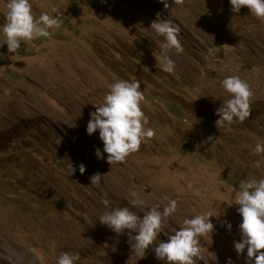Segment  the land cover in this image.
<instances>
[{
  "label": "rangeland",
  "instance_id": "374dc122",
  "mask_svg": "<svg viewBox=\"0 0 264 264\" xmlns=\"http://www.w3.org/2000/svg\"><path fill=\"white\" fill-rule=\"evenodd\" d=\"M30 2L34 18L48 12L64 19L48 37L21 42L17 55L0 35V264H56L55 236L99 240L77 264H163L151 248L133 254L126 234L99 223L104 193L108 208L127 206L141 216L154 206L162 211L165 197L177 200L156 242L185 218L209 213L215 227L200 237L197 264H227L229 257L245 264L246 251L238 256L233 245L241 222L234 196L241 179L264 176V155L252 154L264 144V19L247 7L232 13L229 0H169L168 9L159 0ZM170 13L183 52L169 50L176 68L165 73L153 55L159 58L163 38L150 28L157 14ZM232 75L250 86V115L218 129L215 110L229 98L220 81ZM134 79L142 81L140 106L155 134L111 167L107 154L95 156L103 143L98 132L86 133L89 113L110 84ZM96 172L105 175L100 188L90 186ZM133 192L142 207L130 203Z\"/></svg>",
  "mask_w": 264,
  "mask_h": 264
},
{
  "label": "clouds",
  "instance_id": "9594fccd",
  "mask_svg": "<svg viewBox=\"0 0 264 264\" xmlns=\"http://www.w3.org/2000/svg\"><path fill=\"white\" fill-rule=\"evenodd\" d=\"M159 2L165 9L169 8V0ZM176 2L177 0H173L174 4ZM229 4L232 13L238 14L243 7H247L250 15L264 19V0H229ZM5 9V22L0 25V35L3 36L2 46L7 45L10 54L17 55L21 42L27 43L35 38L48 37L49 30L60 27L64 19L61 13L50 15L48 12H41L38 19L34 18L30 0H6ZM150 29L163 38L159 45L158 59L155 50L153 51L157 60L156 67L165 73H172L176 64L170 57L169 50L174 49L177 55L183 52L178 39L180 26L173 21L171 13L166 18L157 14ZM141 83L140 79H134L118 80L110 84L102 103L95 105V111L89 113L86 133L91 136L98 132L103 143L102 150L95 149V156L97 159H105L107 154L106 160L111 167L123 163L130 154L138 151L142 142L155 134L154 129L148 126L149 119L140 106L145 99ZM220 85L229 94V98L222 100L221 106L215 110L218 117L215 126L218 129L234 120L244 121L250 115V98L253 95L249 84L237 75L224 77ZM214 139L216 138L208 137L209 142ZM252 154L264 155V144L256 143ZM261 163L260 160L254 161L253 167L259 168ZM78 167L80 174H84L85 165L81 163ZM67 170L70 176L76 172L72 163L68 165ZM104 176L100 172L91 175L90 186L100 188ZM106 196L107 193H104L100 198L105 211L98 221L116 234H126L133 254L144 257L146 251L151 248L155 258L163 264H197L201 259L200 237L212 233L215 227L210 219L213 216L209 213L185 218L182 225L167 236V240L156 242L163 223L177 211V200L165 197L167 204L162 211L154 206L141 216L127 206L108 208L109 200ZM131 196L133 198L130 203L133 206L144 205L137 193L133 192ZM234 200L241 217L238 226L240 239L233 242L234 250L238 256L246 251L245 264H264V176L241 179ZM225 225L230 231L231 223L225 221ZM79 260L78 252H61L56 264H77ZM227 264H233L230 257L227 258Z\"/></svg>",
  "mask_w": 264,
  "mask_h": 264
},
{
  "label": "bare ground",
  "instance_id": "6f19581e",
  "mask_svg": "<svg viewBox=\"0 0 264 264\" xmlns=\"http://www.w3.org/2000/svg\"><path fill=\"white\" fill-rule=\"evenodd\" d=\"M60 230H63L62 225L58 224ZM78 237V236H77ZM85 237H83V240H76V238H69V239H64L62 237H56L54 238L55 243L61 248V252H78L80 254V257L82 256L83 252L86 250L88 251H93V245L94 247L99 246V240H94L87 242L84 240ZM79 239V238H78ZM86 239V238H85ZM53 241V240H52ZM78 245L80 247L79 249L75 248ZM93 248V250H92ZM60 252V253H61ZM84 255V254H83Z\"/></svg>",
  "mask_w": 264,
  "mask_h": 264
}]
</instances>
